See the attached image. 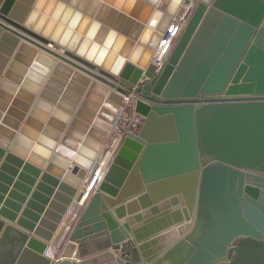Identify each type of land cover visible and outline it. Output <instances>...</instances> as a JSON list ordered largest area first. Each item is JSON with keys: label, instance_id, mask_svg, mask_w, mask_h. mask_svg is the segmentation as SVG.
Listing matches in <instances>:
<instances>
[{"label": "water", "instance_id": "obj_1", "mask_svg": "<svg viewBox=\"0 0 264 264\" xmlns=\"http://www.w3.org/2000/svg\"><path fill=\"white\" fill-rule=\"evenodd\" d=\"M190 5L0 0V264H264V0H198L157 69Z\"/></svg>", "mask_w": 264, "mask_h": 264}, {"label": "built area", "instance_id": "obj_2", "mask_svg": "<svg viewBox=\"0 0 264 264\" xmlns=\"http://www.w3.org/2000/svg\"><path fill=\"white\" fill-rule=\"evenodd\" d=\"M191 5L186 7L184 14L180 17H173L170 24L168 25L165 32L162 33L161 38L157 47L153 50L152 56L150 58V63H152L157 69L162 65L166 59L170 49L172 48L177 36L181 32L188 15L198 0H190ZM206 3H210L212 0H202ZM123 103L121 105L120 111L116 116L114 123L111 126L110 132L107 135L105 142L98 155V169L95 176L92 179V183L96 180L95 178L104 171L108 163L112 160L121 140L129 135H135L144 122V116L135 110V99L131 95L123 97ZM86 188V187H85ZM83 188V190L85 189ZM82 190V193H83ZM78 205L80 207H78ZM84 206V202L76 201L73 203L66 222L63 226L65 229L70 228V224L76 219L79 210Z\"/></svg>", "mask_w": 264, "mask_h": 264}, {"label": "bare ground", "instance_id": "obj_3", "mask_svg": "<svg viewBox=\"0 0 264 264\" xmlns=\"http://www.w3.org/2000/svg\"><path fill=\"white\" fill-rule=\"evenodd\" d=\"M104 170V169H103ZM96 182V181H95ZM94 182V183H95ZM94 183H92L91 185H90V183L88 184V186H86V188L83 190V193H82V196H81V198H80V200H79V202H86V200H87V198H88V196H89V194L91 193V191L93 190V187H94ZM78 207H80L79 205H78Z\"/></svg>", "mask_w": 264, "mask_h": 264}, {"label": "crops", "instance_id": "obj_4", "mask_svg": "<svg viewBox=\"0 0 264 264\" xmlns=\"http://www.w3.org/2000/svg\"><path fill=\"white\" fill-rule=\"evenodd\" d=\"M73 205V204H72ZM1 219H4V218H2L1 217ZM4 221H6L5 219H4ZM186 223H184V224H182V225H185ZM184 230V229H183ZM168 233H171V235H170V238H172V239H174V238H178V237H180L182 234L180 233V231H179V228L177 227V226H174L173 228H171L170 230H169V232Z\"/></svg>", "mask_w": 264, "mask_h": 264}]
</instances>
